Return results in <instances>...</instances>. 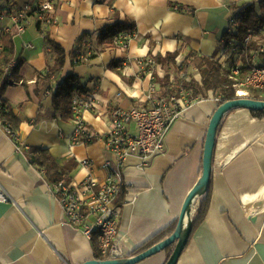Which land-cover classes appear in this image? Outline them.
<instances>
[{"label":"crops","instance_id":"1","mask_svg":"<svg viewBox=\"0 0 264 264\" xmlns=\"http://www.w3.org/2000/svg\"><path fill=\"white\" fill-rule=\"evenodd\" d=\"M36 1L1 0L0 4L21 6ZM51 1L57 23L31 18L23 35H9L19 63L17 80L22 84L9 86L3 93L18 122L16 131L24 150L17 153L0 130V191L8 198L0 204V264L94 260L96 244L64 224L46 172L29 163L31 151L44 150L58 166L73 165L69 184L79 185L87 178L104 182L101 165L107 154L103 141L71 145V117H63L53 107L61 83L74 76L85 88L91 107L83 111L82 119L101 137L109 130L114 109L148 106L145 98L151 80L142 66L145 59L176 55L175 65L157 63L153 70L162 96L178 94L167 95L179 82L200 80L192 65L181 69L190 55L214 59L223 69L238 65L244 73L251 50L236 51L239 43L225 42L223 37L228 34L229 20L235 15L237 19L249 5L257 16L264 15L261 0ZM112 26L132 30L134 36L125 48L100 41ZM87 40L91 53L85 48ZM27 43L32 48H26ZM49 43L65 52L66 61L62 71L48 79L55 57ZM260 43L264 42L256 46ZM223 53L230 54L229 61H223ZM189 71L194 73L192 78ZM165 77L170 87L162 89ZM191 98L194 103L167 132L163 154L142 170L138 158L127 160L125 187L116 201L122 206L118 244L126 257L178 220L201 176L205 136L219 102L211 92ZM209 195L204 220L177 264H264V118H255L244 109L224 116L216 137ZM166 259L164 250L138 264H165Z\"/></svg>","mask_w":264,"mask_h":264},{"label":"built area","instance_id":"2","mask_svg":"<svg viewBox=\"0 0 264 264\" xmlns=\"http://www.w3.org/2000/svg\"><path fill=\"white\" fill-rule=\"evenodd\" d=\"M1 3V0H0ZM33 18L41 23L55 24L54 3L51 0H37L34 4L17 6L15 3L2 6L0 4V53L3 50L1 39L6 36H21L26 32L28 21ZM236 15L229 20L227 32L236 34ZM134 34L121 33L114 39V46L125 48ZM252 34L248 33L236 51H244ZM32 48L31 44H25ZM85 48L91 53V43L85 41ZM234 51V50H233ZM223 61L230 60V54L223 53ZM246 72L240 67L227 68L230 78L235 82V99L247 98L248 91L254 90L264 96V43H260L249 52L246 60ZM143 68L151 80L146 94L148 106L131 108L129 110L114 109L110 114L109 130L103 136L97 137L84 124L83 111L91 107V97L88 95L74 96L71 103L73 132L69 142L71 145H90L96 140H102L107 154L101 165L105 173L104 182L98 183L87 178L79 185L64 182L50 184V194L58 203L64 224L80 232L83 237L95 243L101 261L121 260L126 256L121 252L118 244L119 216L121 207L116 203L125 187L127 160L138 158L140 169H144L154 158L164 153L165 137L170 127L176 122L182 111L191 106L194 100L192 94L185 88L178 94L162 96L155 83L153 58L142 62ZM223 68V67H222ZM19 70V63L12 58L3 68L2 78L12 80V86L22 84L15 79ZM1 88V87H0ZM216 102L219 97L216 96ZM6 101L0 89V130L15 146L18 153L24 150L17 131L3 117ZM83 165H89L83 162ZM8 198L0 191V204L7 203ZM199 199L195 201L190 211V219L196 213Z\"/></svg>","mask_w":264,"mask_h":264},{"label":"trees","instance_id":"3","mask_svg":"<svg viewBox=\"0 0 264 264\" xmlns=\"http://www.w3.org/2000/svg\"><path fill=\"white\" fill-rule=\"evenodd\" d=\"M260 6L264 9V0L260 1ZM131 31V29H128L125 26L108 27L104 34L101 36L100 41L111 47L114 46V39L118 34L130 33ZM249 32L252 33L253 36L248 41L245 52L256 48V44L260 41L264 42V15L257 16L253 5H249L248 7L243 9L242 12L237 16L236 34H225L223 38L225 42L234 40L235 42L242 43ZM1 43L3 46V50L0 53V89L2 92H4L7 87L12 86L13 84L12 80H6L2 78V71L4 66L12 58H14V45L10 36L2 38ZM49 46L55 57L54 62L52 66H50L49 72L46 76L48 79L52 76L56 77L62 71L66 61V54L59 46L52 43H49ZM175 57V54H167L165 58L157 57L154 59V61L156 64L159 63L175 65ZM189 65H192L198 71L200 80L197 82L196 80L192 79L188 83L185 81L179 82L173 89H169V92L167 91L169 93L167 95L178 92L180 87L185 88V90L189 91L193 97H205L206 94L211 92L213 93V95L219 97L218 106L236 98V89L234 88L235 82L230 78L229 70L223 69L216 60L207 57H197L195 55H190L184 61L181 69L185 70V68H187ZM15 79H17V76H15ZM163 82H166L165 86L163 85ZM163 82H161L160 84L161 88L170 87L167 77L164 78ZM85 94V88L80 85L79 80L74 76L69 77L65 82L61 83L55 91L53 96V107L55 111L60 112L63 117H72L71 103L73 97L84 96ZM247 98L264 101V96L254 90H251ZM250 113L255 118H264V112L250 111ZM3 117L6 119V121L9 122L11 128L16 131L18 122L12 116L7 106L5 108V112H3ZM29 163L31 165L37 166L40 169H43L46 172L49 184H54L57 182H69V173L73 165H65L63 167L58 166L47 151H31L29 153ZM209 193L210 183L207 191L199 198L196 213L188 224L191 227V235L204 220L210 201ZM176 226L177 221L173 222V224H171L167 228L160 230L146 242H144L141 246L132 251L127 257L131 258L137 256L156 246L163 240L170 237L174 232ZM173 248L174 246L172 245L165 250V252L167 253L166 261L172 254ZM94 260L101 261L97 246L94 248Z\"/></svg>","mask_w":264,"mask_h":264},{"label":"water","instance_id":"4","mask_svg":"<svg viewBox=\"0 0 264 264\" xmlns=\"http://www.w3.org/2000/svg\"><path fill=\"white\" fill-rule=\"evenodd\" d=\"M237 109H244L249 112H264V101L253 100L249 98H237L234 100L227 101L217 107V109L211 116L205 136L201 176L196 185L191 190V192L188 194L181 208L177 220V226L171 236L163 240L156 246L148 249L147 251L131 258L126 257L125 259L121 260L105 261L92 260L84 264H138L144 261L145 259H148L154 256L155 254L166 250L172 245L174 246L172 254L170 255L165 264H177L178 259L184 251L185 247L187 246V243L191 236V227L188 225L191 221V208L195 201L207 191L210 183L213 153L219 126L225 115Z\"/></svg>","mask_w":264,"mask_h":264},{"label":"rangeland","instance_id":"5","mask_svg":"<svg viewBox=\"0 0 264 264\" xmlns=\"http://www.w3.org/2000/svg\"><path fill=\"white\" fill-rule=\"evenodd\" d=\"M192 69H194V67H193V66H192ZM193 75H194V73H192L191 71H189V75H188V76L192 78V77H193ZM191 80H192V79H191ZM250 92H251V90H250V91H248V93H249V94H250Z\"/></svg>","mask_w":264,"mask_h":264}]
</instances>
